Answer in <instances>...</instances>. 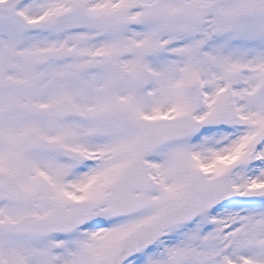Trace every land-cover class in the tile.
Wrapping results in <instances>:
<instances>
[{
	"label": "snow or ice",
	"instance_id": "obj_1",
	"mask_svg": "<svg viewBox=\"0 0 264 264\" xmlns=\"http://www.w3.org/2000/svg\"><path fill=\"white\" fill-rule=\"evenodd\" d=\"M0 264H264V0H0Z\"/></svg>",
	"mask_w": 264,
	"mask_h": 264
}]
</instances>
